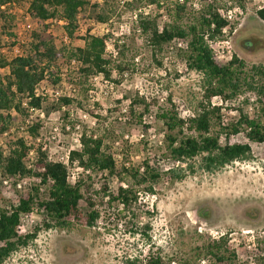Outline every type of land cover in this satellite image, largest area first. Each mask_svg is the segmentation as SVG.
I'll return each mask as SVG.
<instances>
[{"label": "rangeland", "instance_id": "374dc122", "mask_svg": "<svg viewBox=\"0 0 264 264\" xmlns=\"http://www.w3.org/2000/svg\"><path fill=\"white\" fill-rule=\"evenodd\" d=\"M255 2L238 0V5L247 10L230 26L226 44L232 56L245 63L246 69L252 65L264 67V22L257 16ZM90 3L79 11L76 39L68 44V48L63 42L64 26L53 19L44 23L56 47L65 48V51L51 67V76L41 84L47 91L48 100L40 107L43 117L34 115V123L38 124L36 138L41 139L39 142L32 140V144L53 158V152L62 154L66 149L77 148L75 125H79L81 133L93 132L103 138L102 151L112 155L117 166L125 170L118 175L86 173L73 165L69 167L70 184L81 181L82 188H89L96 198L100 197L97 193L102 195L100 188L103 186L106 193H116L121 185L130 186L136 191L137 200L129 211L119 214L114 205L106 203L105 198L104 203L97 205L100 218L93 227L71 221L66 228L45 230L42 211L21 215L20 236L33 237L12 252L3 264H123L132 258L145 260L149 253L157 252L166 258L165 262L170 257L174 258L171 264H215L209 257L204 258L202 249L219 238H225L230 250L235 252L236 264H262L264 144L249 143V159L232 163L212 174L198 168L200 157L184 163H175L164 157V127L157 120V113L159 109H174L181 118L194 116L203 94L202 75L188 68L183 56L186 49L178 48L172 42L153 53L146 36L135 32L133 24L129 35L117 47V58L109 66V70L114 72L109 78L113 89L109 90L100 83L94 87L91 76L83 78L80 71L69 64L68 50L82 47V38L92 30L98 35L105 34L107 30V34L114 37L112 34H119L120 25L130 24L129 16L134 10L151 2L131 0L120 5L118 0H113L98 3L95 11L92 5L97 2L91 0ZM25 11L21 6L10 7L13 18L5 33L1 31L0 21V48L6 58L15 54L16 38L25 41L31 32L38 29L37 22L25 20ZM92 12L107 17L106 29L99 25ZM152 18L156 19L158 26L170 23L169 17L164 21L158 12L153 13ZM26 24L31 25L30 33L25 29ZM217 40L221 38L206 40L208 46H213V57L217 51V46H214ZM217 62L222 64L224 61ZM0 74L5 75L7 71L2 70ZM59 74L65 76L60 77ZM56 92L68 95L66 98L71 103L57 104ZM137 97L144 100L147 112H143L141 105H135L131 112V103ZM241 101L242 97L232 106L237 104L254 117L253 96L247 105H242ZM212 103L222 104L218 97L213 98ZM51 104L60 106L50 108ZM228 105H222L224 122L237 118V111L233 107L227 108ZM83 114L88 117L84 119ZM23 119L13 113L10 134L0 136L4 145L10 137L25 136L24 129L18 128ZM224 142L221 137V143ZM228 142L247 143V140L243 133H239L229 137ZM147 161L160 173V177L154 183L135 185L131 171L144 168ZM169 169L174 170L176 176L183 175L182 179L166 175ZM31 178L29 185L18 189L15 184L19 178L5 185L0 176V194L7 205H16L20 196L37 187L36 178ZM43 191L39 193L42 195ZM79 208L86 212L83 201H80ZM146 223L151 229L147 238L130 235L132 224Z\"/></svg>", "mask_w": 264, "mask_h": 264}, {"label": "trees", "instance_id": "16d2710c", "mask_svg": "<svg viewBox=\"0 0 264 264\" xmlns=\"http://www.w3.org/2000/svg\"><path fill=\"white\" fill-rule=\"evenodd\" d=\"M113 0H101L106 3ZM155 3V0H149ZM200 8L192 12L184 0L181 5H176L169 14V21L163 25L162 31L154 18H144L140 21L141 33L146 36L147 43L153 53L159 52L162 47L179 38L187 42L184 59L188 68L202 75L203 94L198 103V112L189 118H181L174 109H159L157 120L164 127V157H169L175 163H184L200 157L198 168L207 173H215L235 162H242L250 158L251 147L249 143L264 144V67L252 65L246 69L242 60L233 56L226 63L217 62L212 55L207 40H213L221 35V30L227 24L216 13L214 1L200 0ZM91 0H0L1 31L9 28L12 16L10 7H24L28 15L38 23V29L32 33L31 41L23 45L21 54L7 59L0 48V71L6 70L7 74H0V136L10 134L12 129L13 113L27 117L28 107L39 109L47 97L37 96L34 92L44 76H51V67L61 58L65 48L58 49L54 39L47 33L44 23L47 20L66 21L64 33L69 44L76 39L79 11L90 6ZM98 3L92 5L93 11ZM98 22L104 23L107 17L102 13L92 12ZM257 16L264 22V8L257 11ZM107 36L96 37L87 34L82 38L83 46L68 50L70 59L80 62V74L88 78L94 74L102 73L110 78L109 66L111 60L104 55L105 40ZM70 47L69 45L66 47ZM120 71L122 67L117 66ZM46 73V74H45ZM253 96L255 116L251 117L243 108L235 104L242 97V105H247ZM218 97L221 106L212 103ZM57 104L71 103L66 97L57 98ZM57 105L58 107L60 106ZM233 107L237 111L234 121L224 122L222 105ZM135 105L143 106L147 112V105L141 98H135L131 103V112ZM253 105V106H254ZM27 106V107H25ZM51 104L50 108L57 107ZM38 124L34 123L28 128L25 136L8 138L6 149L0 147V176L3 179L35 177L39 182L29 192L20 196L16 205H7V201L0 194V264L19 247L26 245L33 236H20L17 228L20 225V216L33 211H42V227L66 228L71 221L87 227H93L100 218L97 208L98 203L115 206L118 213L129 211L136 202V191L127 186L118 187L116 193H106V187L100 188L102 195L96 198L89 188H82L81 181L74 185L69 184L67 168L51 161L41 147L35 148ZM243 133L247 143L228 142L229 137ZM221 137L224 143H221ZM103 138L93 132H83L80 136V149L72 150L69 163H76L84 172L107 171L110 175H117L125 169L119 168L110 155L102 152ZM7 152L5 153V151ZM33 151L32 162H29V153ZM144 168L131 171V178L135 185L154 183L160 173L150 167L148 161ZM189 166V170L192 171ZM166 175H172L180 180L183 175L176 176L175 171L169 169ZM83 189V190H82ZM44 193L41 195L39 191ZM80 201L85 203L86 212L79 208ZM203 214V213H202ZM201 214V215H202ZM131 215H134L132 212ZM150 226L132 224L129 233L141 238L148 237ZM204 258L209 257L215 264H236L235 252L230 250L225 238L213 240L204 247ZM166 258L160 253H149L145 260L132 258L123 264H171L174 258ZM264 259L262 260V264ZM175 264V263H174ZM176 264H187L179 262Z\"/></svg>", "mask_w": 264, "mask_h": 264}, {"label": "built area", "instance_id": "2783aa9c", "mask_svg": "<svg viewBox=\"0 0 264 264\" xmlns=\"http://www.w3.org/2000/svg\"><path fill=\"white\" fill-rule=\"evenodd\" d=\"M95 1L97 3L101 2V0H95ZM126 1H131V0H118L120 5H123ZM188 1H189L188 5L193 11L198 10L200 8V4H201L200 0H188ZM209 1H214L215 5H216V13L227 24L225 27L222 28L221 35L218 37V38H221V40H217L216 42H214V46H217V51H216L215 57H213L216 61L217 60L221 61L223 59L224 62H222V64H226L233 57L231 52H230V50L226 46V44H228L227 40H228V34H229L230 26L235 21H237L238 19L243 17L245 15L247 9H245V7L243 8L242 6L238 5V3H237L238 0H209ZM183 3H184V0H162V1H157L155 3H150V4H146L145 6L139 7V8H137L136 10H134L130 14V16H129L130 21H131L130 24L124 23V24L120 25L119 26V31L120 32H119V34H112V35H114V37L109 35V34H107V30H105V34H101V35L94 34V32H93L94 30L90 31L88 34H90L92 36H96V37L107 36L106 40H105L106 47H105L104 55H105L106 58H108V59H110L112 61V60H115L117 58V56L119 54L117 47H118L119 44L123 43V40H124L123 38L125 36L129 35L131 26L133 24L135 25L134 31L137 32V33H141V29H140L139 23H140V21L142 19H144V18H152L153 13L158 12L159 14H162V19L164 21H168L167 20L168 16H169L170 13H172L174 11L175 6L176 5H181ZM255 4H256V10L257 11H259V10L264 8V0H256ZM24 18H25V20H30V21L36 22V20L31 18L28 15L27 12H26ZM47 21H49V20H47ZM58 23L60 25L64 26L66 24V21L63 20V19H60V20H58ZM98 23H99V25L101 24V26L103 28H105V29L108 26L107 22H104V23L98 22ZM157 27L159 29V32L162 31V26H158L157 25ZM25 29L27 31H29V33L32 31L30 24H26L25 25ZM31 35H32V32L29 34V38L27 40L25 39V41L24 40H19V38L18 39L16 38V43H15V46H14L15 54L12 57H15V56H18V55L21 54L22 46L28 44L31 41ZM63 42H64L65 45L69 44V40H68L67 36L65 35V33H64V36H63ZM170 42L175 44L178 48H183V49L187 48V42H185L182 39L174 38ZM209 47L212 48L213 46L211 44H209ZM2 53H3V50H2ZM12 57H10V58H12ZM10 58H7V59H10ZM69 64L71 66H74L75 70L77 72L81 68L80 62L75 60V59L71 58L69 60ZM110 73H111V75L114 74V72L111 71V70H110ZM111 75H110V77H111ZM59 76L63 77V76H65V74H59ZM91 77H92L91 80L94 82V87L97 86V84L100 83L101 85H103L105 88H108L109 90L113 89V84L109 82V78H106L102 73L94 74ZM48 78H49V76L45 75L44 79L39 83L38 87L35 89V92H34L35 97H37V96L47 97L46 96L47 95V91L44 90L43 87H41V84L43 82H45ZM70 86L71 85H69V87ZM54 97L57 99V98H60V97H69V96L66 95V94H61L59 92H56ZM25 107H27V106H25ZM27 114H28L27 117H25L23 119L22 125L18 127L21 130L24 129L23 132L25 134H27L28 128L31 127L34 124V122H35L34 115H38L40 118L43 117L41 108L34 109V108H29L28 107ZM87 117H88L87 114H83V118L84 119H86ZM73 129L75 130L74 142L76 143V147L77 148L66 149L62 154H57L58 152H53L52 153V155H54L53 158L51 156H50V158L48 157L51 161H53L55 163L62 164V165H64L67 168V171H68L67 180H68V182H69V167L73 166V165H76V163H73L72 165L69 163V155H70V152L72 150H79L80 149V136L82 134L81 132H79V125H75L73 127ZM66 130H69V128L66 127ZM4 135H6V134H4ZM40 139L41 138L39 137V138H36L35 140L37 142H39ZM102 145H103V143H102ZM0 147L6 149L5 145L1 141H0ZM43 149H45V148H43ZM6 152H7V150L5 151V153ZM33 154H34V152L30 151V153H29L30 160H32ZM110 156L114 160L113 156L112 155H110ZM27 167L28 168L30 167V163L29 162L27 163ZM76 167H77V169H81L77 165H76ZM140 169H141V171L143 170L142 167ZM103 172H107V171H103ZM30 179L33 180V178H30ZM30 179L29 178H21L15 184L16 188L21 189V188H24L26 185H29ZM12 181H16V179H13V178L8 179V178H6V179L3 180L2 183L6 185V184H8V183H10ZM36 181H37V183L39 182L37 179H36ZM75 183L76 182H73V184H71V185H74ZM69 184H70V182H69ZM120 187L126 188L125 186H122V185ZM22 215H25V214H22ZM20 220H21V216H20ZM19 229H20V225L17 228V233L20 235ZM203 262L204 261H202L201 263H203Z\"/></svg>", "mask_w": 264, "mask_h": 264}]
</instances>
